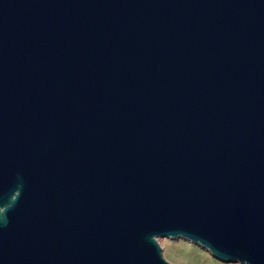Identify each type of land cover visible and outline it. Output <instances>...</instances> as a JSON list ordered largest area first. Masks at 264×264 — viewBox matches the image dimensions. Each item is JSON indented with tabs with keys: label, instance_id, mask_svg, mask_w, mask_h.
Instances as JSON below:
<instances>
[{
	"label": "water",
	"instance_id": "obj_1",
	"mask_svg": "<svg viewBox=\"0 0 264 264\" xmlns=\"http://www.w3.org/2000/svg\"><path fill=\"white\" fill-rule=\"evenodd\" d=\"M264 264V0H0V264Z\"/></svg>",
	"mask_w": 264,
	"mask_h": 264
},
{
	"label": "rangeland",
	"instance_id": "obj_2",
	"mask_svg": "<svg viewBox=\"0 0 264 264\" xmlns=\"http://www.w3.org/2000/svg\"><path fill=\"white\" fill-rule=\"evenodd\" d=\"M162 255L171 264H239L214 257L206 248L182 237H158Z\"/></svg>",
	"mask_w": 264,
	"mask_h": 264
}]
</instances>
